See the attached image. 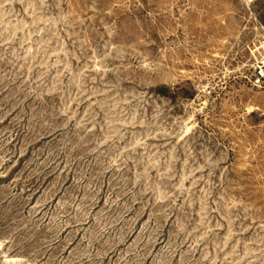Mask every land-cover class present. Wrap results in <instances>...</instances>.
<instances>
[{
  "label": "rangeland",
  "instance_id": "rangeland-1",
  "mask_svg": "<svg viewBox=\"0 0 264 264\" xmlns=\"http://www.w3.org/2000/svg\"><path fill=\"white\" fill-rule=\"evenodd\" d=\"M0 264H264V0H0Z\"/></svg>",
  "mask_w": 264,
  "mask_h": 264
}]
</instances>
